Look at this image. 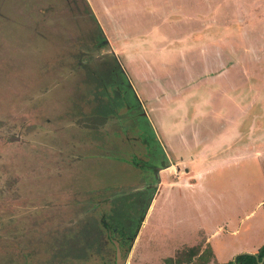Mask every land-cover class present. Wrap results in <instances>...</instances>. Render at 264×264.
I'll return each instance as SVG.
<instances>
[{
    "label": "rangeland",
    "instance_id": "obj_1",
    "mask_svg": "<svg viewBox=\"0 0 264 264\" xmlns=\"http://www.w3.org/2000/svg\"><path fill=\"white\" fill-rule=\"evenodd\" d=\"M260 240L264 0H0V264Z\"/></svg>",
    "mask_w": 264,
    "mask_h": 264
},
{
    "label": "trees",
    "instance_id": "obj_2",
    "mask_svg": "<svg viewBox=\"0 0 264 264\" xmlns=\"http://www.w3.org/2000/svg\"><path fill=\"white\" fill-rule=\"evenodd\" d=\"M186 251L188 252V256H192L196 254L198 249L196 247H191ZM174 260L176 259L169 257L166 259V262L170 263V262H173ZM225 264H264V244L261 245L258 251L255 253H249V252L237 253L235 262L233 260H230L226 262Z\"/></svg>",
    "mask_w": 264,
    "mask_h": 264
},
{
    "label": "crops",
    "instance_id": "obj_3",
    "mask_svg": "<svg viewBox=\"0 0 264 264\" xmlns=\"http://www.w3.org/2000/svg\"><path fill=\"white\" fill-rule=\"evenodd\" d=\"M171 163H175V162H171ZM179 162H177V164H178ZM168 165V164H167ZM165 168L167 167V168H169V166H164ZM164 167H161L159 170H163V169H165ZM208 237V236H207ZM207 239V241L208 242H210L209 240V238H206ZM262 243V240H260L259 241V243H258V247H256V248H254L253 250H251V249H245V248H234L231 252H230V255H229V257H226V258H224V259H227V260H225L224 262L226 263L228 260H230V259H232L237 253H240V252H243V251H245V252H247V251H250V252H256L258 249H259V247L261 246L260 244ZM214 245V244H213ZM260 245V246H259ZM211 246V245H210ZM211 248H212V250H213V253H215V250L213 249V246H211ZM254 250H256V251H254ZM218 261V260H217ZM223 262V263H224ZM222 263V262H221Z\"/></svg>",
    "mask_w": 264,
    "mask_h": 264
},
{
    "label": "water",
    "instance_id": "obj_4",
    "mask_svg": "<svg viewBox=\"0 0 264 264\" xmlns=\"http://www.w3.org/2000/svg\"><path fill=\"white\" fill-rule=\"evenodd\" d=\"M119 257V253L117 254V258ZM236 255L233 257V261L235 262ZM117 264H122V262L119 261V258L117 259Z\"/></svg>",
    "mask_w": 264,
    "mask_h": 264
},
{
    "label": "flooded vegetation",
    "instance_id": "obj_5",
    "mask_svg": "<svg viewBox=\"0 0 264 264\" xmlns=\"http://www.w3.org/2000/svg\"><path fill=\"white\" fill-rule=\"evenodd\" d=\"M233 260V259H232ZM228 262V261H227Z\"/></svg>",
    "mask_w": 264,
    "mask_h": 264
}]
</instances>
